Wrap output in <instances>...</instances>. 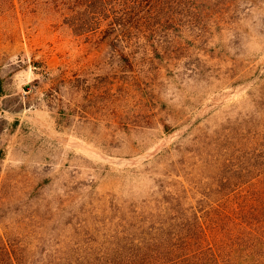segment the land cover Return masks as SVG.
<instances>
[{"label":"rangeland","instance_id":"1","mask_svg":"<svg viewBox=\"0 0 264 264\" xmlns=\"http://www.w3.org/2000/svg\"><path fill=\"white\" fill-rule=\"evenodd\" d=\"M142 5L76 33L0 0V237L34 264L199 208L264 121V0Z\"/></svg>","mask_w":264,"mask_h":264},{"label":"trees","instance_id":"2","mask_svg":"<svg viewBox=\"0 0 264 264\" xmlns=\"http://www.w3.org/2000/svg\"><path fill=\"white\" fill-rule=\"evenodd\" d=\"M51 1L76 33L97 30L102 22L117 27L129 14L139 17L144 6V0ZM249 129L242 145L225 149L224 175L199 208L133 224L111 243L78 247L44 264H264V121ZM26 245L0 237V264H34L38 259Z\"/></svg>","mask_w":264,"mask_h":264}]
</instances>
